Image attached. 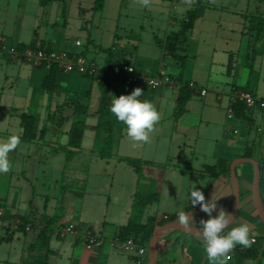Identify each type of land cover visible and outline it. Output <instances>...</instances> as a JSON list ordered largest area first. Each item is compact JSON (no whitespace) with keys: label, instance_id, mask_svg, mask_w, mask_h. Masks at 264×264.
<instances>
[{"label":"crops","instance_id":"crops-1","mask_svg":"<svg viewBox=\"0 0 264 264\" xmlns=\"http://www.w3.org/2000/svg\"><path fill=\"white\" fill-rule=\"evenodd\" d=\"M94 1L0 0V39L3 37L8 42L25 46L34 41L35 47L56 49L69 55L82 54L102 69L108 59L105 48H110V64L129 62L151 74L162 69L174 78L176 84L151 89L125 85L112 79L110 102L113 97L131 94L138 87L144 92L138 99L153 103L161 119L154 126L147 143L132 141L127 136L126 125L115 127L116 140L110 155H104L102 145L106 132L95 128L99 119L101 71L80 74L57 67L53 72L54 87L48 89L42 83L50 67H35L21 59H0V142L11 135L21 138L17 149L9 153L11 170L0 174L4 188L0 189V199L6 210L0 219V264H30L28 245L38 232L39 221L34 223L32 232L9 225L13 218L22 219L24 216L28 220L59 216L52 225L54 231L49 241L48 264H148L150 242L140 243L134 239H139L142 225L156 224L162 217L179 211H184L197 225L201 219H208L199 206L191 207L189 193L194 186L203 192L206 201L217 200L218 208L223 207L230 212L234 197L230 164L238 157L254 158L259 166L262 165L259 193L264 203V108L243 105V110L234 117L227 116L231 86L264 94V40L259 50L250 54L248 49L252 42L245 33L251 14L243 7H229L212 0H207L201 8L199 17L186 34L183 50L188 57L182 80L189 81L192 92L184 111L176 116V98L183 85L177 79L180 62L156 42L159 34L153 20L149 26L155 42L142 49L141 35L133 34L131 39H123L111 29L117 26L114 20L127 1H120L116 14L106 12L108 0L100 10L93 9ZM163 1L151 0V5L162 9ZM172 1L167 26L162 37L159 36L162 40L179 28L178 21L193 6V0ZM256 1L258 16L264 17V0ZM187 3H191V7L184 8L176 17L173 10ZM215 9L222 11L218 18H212ZM223 11L231 13L235 19L227 14L223 16ZM168 25L176 27L171 29ZM210 27H217L219 39L229 43L235 38L237 44L235 48L228 43L222 47L223 60L219 62L222 67L218 75L215 74L218 62L214 52L217 48L212 46L210 58L205 63L198 48L202 35L210 37L207 33ZM194 31H197L195 35ZM202 40L205 41L204 38ZM202 88L206 89L205 93H201ZM68 99H76L88 106L87 114L73 116L71 107L59 110L58 106ZM22 113L34 116L36 120L37 130L32 139L24 136ZM74 120L84 121L86 127L80 144L73 147L68 141ZM65 148L73 150L71 157L66 156ZM128 157L146 161L141 165L144 179H140L138 170L125 161ZM56 158L62 161L60 165L55 163ZM235 167L240 190L239 208L224 234L246 223L250 233L254 234L255 243L250 248L237 245L239 250L249 253L247 257H237L233 250L222 259L224 264H264V218L257 211L252 195L254 166L250 161H242ZM109 174L113 180L105 182ZM116 175L119 177L116 180L118 187L112 200L108 190L112 189ZM26 176L34 180L29 204L21 196L23 186L20 181ZM94 177L98 184L88 187V181ZM140 181L148 185L156 181L159 185L155 206L153 209L150 208L152 203L146 206L135 235L127 233L126 236L133 238L142 251L125 248L116 240L117 237L122 239L132 216ZM34 194L43 197L38 206L33 203ZM216 214L213 212V216ZM70 222L75 224V230L61 236L59 229ZM158 227L155 225V229ZM87 230H92L103 241L90 243ZM156 264L210 262L203 242L196 234L172 228L164 231L158 239Z\"/></svg>","mask_w":264,"mask_h":264},{"label":"trees","instance_id":"trees-1","mask_svg":"<svg viewBox=\"0 0 264 264\" xmlns=\"http://www.w3.org/2000/svg\"><path fill=\"white\" fill-rule=\"evenodd\" d=\"M41 2H45L48 0H40ZM104 1L105 0H95L94 1V10H100L104 7ZM207 0H193V6L188 9L182 18V20L179 23V28L176 30L171 31L164 40L160 39L159 37H156V42L158 45L164 49V51L172 56L173 58H176L180 62V73L177 76V79L180 80L183 85L180 86L178 91V96L176 98V103L174 107V115L178 116L180 115L184 109H185V103L188 100V98L191 95V88L189 87V81H184L182 78V72L185 66L186 59L188 55L186 53H183V50L186 45L187 41V32L193 27L195 20L199 17L201 8L205 6ZM254 21V24H252V29L258 27V26H264V17L261 16H254L251 19ZM17 46L22 49L25 45L24 44H17ZM30 46H35L34 41L31 42ZM44 46V45H42ZM105 51L107 52V64L106 68L110 65L111 62V50L110 48H105ZM50 70L48 74L43 79V86L45 88H52L54 87V75L53 72L57 68L56 65H50ZM102 69L100 72V81L99 86L101 90L100 95V105L98 107L97 113L99 116L98 122L95 125V128L102 129L106 132V136L103 141L102 145V151L104 155H110L112 146L114 141L116 140V128H121L125 124L122 122H119L116 117L110 112V106H111V98H110V88H111V81L112 78L108 74L107 69ZM65 107H71L72 108V115H86L88 112V106L82 104L80 101L76 99H68L64 104L58 106L59 110H64ZM243 110V105H237L235 108V114H238L239 111ZM22 117L24 118V136L27 139H32L35 137L37 126H36V120L34 116L29 115L27 113H22ZM86 127V124L82 120H74L71 123V127L69 129V141L68 144L70 146H78L80 144L82 132L84 128ZM43 132V129L41 130ZM66 156L71 157L73 155V150L65 148ZM125 161L134 166L140 175V179L143 177V174L141 172V165L142 163L146 161H142L139 158H125ZM227 170H229L227 168ZM260 171L262 172V165H260ZM152 182L145 187V189L137 190L135 193V199L133 203V211L132 216L128 222V225L125 227V233L121 235L122 239L126 238L127 233H130L132 235H135L136 228L140 225L139 221L142 218V215L144 213V210L146 206L150 203L155 202L159 197L158 190H152ZM178 217V213L170 214L168 217H162L160 220L156 222V224L151 223L147 226H143V230L138 237L139 239L134 238L135 240H138L140 243H149L150 239L152 237V234L155 229V225L160 226L168 221L175 220ZM47 219V218H46ZM22 221L26 222L28 221V217L24 216L22 217ZM55 219L48 218L46 220V224H42V226L39 227L38 232L35 236V238L32 240V242L28 245V251L31 256L30 264H48V254L50 253L51 249L49 247V241L51 234L54 231L53 224ZM20 230L24 229V225H21ZM234 252L237 257H247L249 256V253L244 250H239V247L234 248Z\"/></svg>","mask_w":264,"mask_h":264},{"label":"clouds","instance_id":"clouds-1","mask_svg":"<svg viewBox=\"0 0 264 264\" xmlns=\"http://www.w3.org/2000/svg\"><path fill=\"white\" fill-rule=\"evenodd\" d=\"M137 2L142 8L151 5V0H137ZM143 93V90L137 87L131 94L113 97L110 106V112L119 122L126 125L127 136L138 143L150 141V133L161 119V114L153 103L138 99ZM20 144L19 135H11L6 141L0 142V174H6L11 170L9 153L16 150ZM189 200L191 207L199 206L209 218L201 219L197 225L193 218L190 219L184 211H179L178 222L183 230L195 233L202 240L210 264H224L222 258L233 251L237 245L250 248L255 243L254 234L250 233L246 223L224 234L233 217L232 213L227 212L223 207L218 208L217 200L206 201L203 192L195 186L190 190ZM213 212L217 214L213 216Z\"/></svg>","mask_w":264,"mask_h":264},{"label":"rangeland","instance_id":"rangeland-1","mask_svg":"<svg viewBox=\"0 0 264 264\" xmlns=\"http://www.w3.org/2000/svg\"><path fill=\"white\" fill-rule=\"evenodd\" d=\"M120 1L121 0H108L106 12L108 14H112V13L116 14V12L118 13ZM126 1L127 2H125V4H123L121 12L119 14H117V18H115V20H114V22L117 26H113L111 29L117 33L119 38H123V39H126V37L131 39V35H133V34L135 36L141 35L140 48H142V49L145 48L146 45L148 46V45L154 44L155 40L153 39L149 24L153 20L152 22L156 26L157 33L159 34V36L162 37V35H163L162 33L164 32V30L167 26L166 25L167 16L172 9L170 6V1H172V0H169V1L164 0L162 9L153 7L152 5H150V7H147V8H142L139 5V3L137 2V0H126ZM212 1L215 3H219V4L220 3L228 4L229 7H235V8H242L243 7L244 10L248 11L249 14H251L250 18L247 21L246 27H245L247 29L245 31V33L248 34V36L250 37V42H252V43H250L248 50H249L250 54H252V53L255 54L259 50V48L261 46V42L264 40V26H258L256 28L252 29V24H254V21H252L251 19L254 16H258V14H259L257 12L258 8L256 6L257 1L256 0H250V1H248V0H242V1L241 0H212ZM190 7H191V3H187V5H181V7L178 6L177 9L176 10L174 9L173 11H174L176 17H178L181 15L184 8L188 9ZM212 12H213L212 18H216V16L218 18L220 16V13H222V11H219V9H215V11H212ZM223 12H224L223 16H225L224 14H227L228 16H232V18L235 19L234 15H231V13H228L227 11H223ZM178 22L180 23V21H178ZM168 26L171 29L176 27L175 25L174 26L168 25ZM216 28L217 27H215V29H213L212 27L208 28L207 33L210 35V37H208V35H204V37H203V35H202L200 43L198 44V48L200 50V53H201L200 57H201L203 63L208 61V59L210 58L209 56L212 52V49H211L212 46L217 48L214 52H215V60H216V62H218L216 64L215 74L218 75V70H220L222 67V64H220L219 62L223 60V53H222L221 49H222V47L226 46L228 42L222 40L221 38L219 39V37L216 36V31H217ZM0 30H1V25H0ZM197 31H194L193 35H195L197 33ZM202 38H204L205 41H203ZM105 39H104V41H105ZM253 41H254V43H253ZM13 44H15V43L8 42L3 37L0 39V59L8 57L10 59H19L20 60V58H15V57L10 56L9 53L7 52V49L2 47V46H10ZM228 45L231 48H235L237 45L236 39L234 38L233 41H230L228 43ZM33 47H35V46H33ZM32 66H34V65H32ZM39 66L45 67V66H47V64L44 63V64L39 65ZM35 67H38V66H35ZM212 73H214V67H213ZM231 87H233V86H231ZM231 87L229 90H231ZM234 87L239 88L240 86L234 85ZM87 142H88V137H86V140H85V143H87ZM60 157H58V158H60ZM58 158H56L55 163L57 165H60L62 163V161H60ZM26 177H28V178H26ZM26 177L21 178V181H20L21 182L20 185L23 186V188L21 190V194H22L21 196H22V199L25 200L26 204H29V201L33 195L32 183H34V180L30 176H26ZM112 178H113L112 175L109 174V176H107L105 178V182H107V181L112 182V180H113ZM118 178L119 177L116 175L115 180L112 183V185H113L112 189H110V191L108 190V192H109L108 194H111L112 200H114L116 197L115 193H116V190L118 187V183L116 180ZM94 179H95V177L93 178L92 181H91V179L88 181V184H87L88 187H91L93 184H94L93 186H96V183L98 184V182L95 181ZM142 179H144V177ZM146 186H148V183L140 181L138 189L139 190L145 189ZM151 187H152V190H158V192H159V185H157L156 181L152 182ZM2 188H3V186L1 185V182H0V189L2 190ZM36 189H39V188L36 187ZM52 189H53V187H52ZM41 199H43V197H41L37 194H34L32 200H33V203L35 205H37V204L39 205L41 203ZM0 203L3 204L1 199H0ZM42 203H43V200H42ZM154 206H155V202L151 204L150 208L153 209ZM151 211H153V210H151ZM58 217L59 216L56 217L57 219L55 218V221L58 220ZM30 220H32L36 223L39 221V223H38L39 226L37 228V231H38L39 227L42 226V224H44V223L46 224L47 219L45 217L44 218H36L35 217V218L30 219ZM9 225L11 226L10 223H9Z\"/></svg>","mask_w":264,"mask_h":264},{"label":"built area","instance_id":"built-area-1","mask_svg":"<svg viewBox=\"0 0 264 264\" xmlns=\"http://www.w3.org/2000/svg\"><path fill=\"white\" fill-rule=\"evenodd\" d=\"M2 47L7 49L10 56L20 58L34 66H39L44 63L47 64V66L53 64L65 71H75L80 74H96L102 69L99 65H97V63L88 60L82 54L69 55L56 49L32 47L30 45L24 46L22 49H20L17 44ZM105 68L106 67L103 69ZM106 69L113 80H120L125 85H138L155 89L164 85L173 86L176 84L174 78L162 69L157 73L151 74L139 70L137 66L132 63L124 61L111 63ZM205 92L206 89L202 88L201 93ZM240 104L246 106L247 108L257 105L264 108V94L258 95L253 91L233 86L229 92V104L227 108V116L229 118L235 116V108ZM5 213L6 210L4 205L0 203V219L5 216ZM9 222L14 229H19L21 225H24L25 231L32 232L34 230L35 222L32 220L23 222L20 217H16ZM74 230L75 224L70 222L59 229V234L61 236H65ZM86 236L92 244H100L103 241V239L101 237H97L92 230H87ZM116 240L125 248L142 251L140 245H138L131 237L125 239L117 237ZM138 262H140V260H138Z\"/></svg>","mask_w":264,"mask_h":264},{"label":"water","instance_id":"water-1","mask_svg":"<svg viewBox=\"0 0 264 264\" xmlns=\"http://www.w3.org/2000/svg\"><path fill=\"white\" fill-rule=\"evenodd\" d=\"M242 161H250L254 166V178H253V185H252V195H253V201L254 205L259 212V214L264 218V203L259 193V182H260V166L259 162L250 157H238L232 160L230 164V176L232 178L233 182V189H234V197H233V205L230 213H232L233 219L235 218L238 208H239V199H240V190H239V180L236 172V164ZM232 219V221H233ZM172 228H179L182 229L179 225L178 220H172L168 221L162 225H160L158 228L155 229V231L152 234V237L150 239V250H149V261L148 264H156L157 262V242L160 237V235ZM195 234V233H194Z\"/></svg>","mask_w":264,"mask_h":264}]
</instances>
